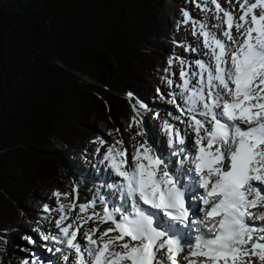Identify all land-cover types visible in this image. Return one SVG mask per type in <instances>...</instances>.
I'll return each instance as SVG.
<instances>
[{"label": "snow or ice", "instance_id": "obj_1", "mask_svg": "<svg viewBox=\"0 0 264 264\" xmlns=\"http://www.w3.org/2000/svg\"><path fill=\"white\" fill-rule=\"evenodd\" d=\"M193 2L216 21L209 28L182 12V23L192 24L209 59H195L193 70L177 58L182 83L169 103L180 113L173 119L186 124L194 140L189 146L186 134L163 120L168 143L180 146L179 166L162 151L156 154L148 140L137 141L130 158L123 139L108 144L103 161L119 178L111 185L124 198L119 207L109 208L101 197L97 211L96 200L78 204V195L64 203L70 194L54 191L58 233L36 231L42 240L63 246L47 250L62 253L67 264H264V211H255L264 209V0H226L232 10L221 0ZM199 48L198 43L188 50ZM166 83L171 87L174 81ZM132 107L129 128H138L136 136L143 137L140 109L148 106ZM95 142L101 148L108 143ZM43 210L53 211L47 204ZM89 222L95 226L82 231ZM23 239L36 243L32 236Z\"/></svg>", "mask_w": 264, "mask_h": 264}, {"label": "trees", "instance_id": "obj_2", "mask_svg": "<svg viewBox=\"0 0 264 264\" xmlns=\"http://www.w3.org/2000/svg\"><path fill=\"white\" fill-rule=\"evenodd\" d=\"M187 2L165 0L163 21L158 0H0V237L10 247L54 191L71 192L69 160L77 167L91 142L131 129L121 94L154 99Z\"/></svg>", "mask_w": 264, "mask_h": 264}, {"label": "rangeland", "instance_id": "obj_3", "mask_svg": "<svg viewBox=\"0 0 264 264\" xmlns=\"http://www.w3.org/2000/svg\"><path fill=\"white\" fill-rule=\"evenodd\" d=\"M169 1V0H167ZM162 2L165 3V0H158V8L159 6H167V4L165 3V5H162ZM227 3V2H226ZM222 7H223V3H222ZM226 8V6H225ZM228 8V7H227ZM230 8V6H229ZM164 9V8H163ZM157 10V8H156ZM166 8L164 10H162V15H163V21L164 18L166 16V12H165ZM187 11L190 12V14L192 15L194 20H198L201 21V17H205V13L202 12L199 8L196 7L195 3L193 2V0L190 1V3L186 6ZM156 15H158L157 13H155ZM210 25H213L216 21L213 19L208 20ZM157 22H159V24L161 23V16L158 17ZM154 24L157 27H159L155 21ZM165 24H169V22L167 20H165ZM193 32V28H192V24L188 23V24H184L181 23V27L180 29L176 32L175 35V45H176V49H175V54L172 58L173 63L171 64L169 70L167 71L164 83L162 84L161 90L155 95L154 99L149 103L146 104L148 106L147 110L145 109H140L142 116L144 118V120L146 121V128H145V136L143 137H139L136 136V132L139 131L138 128L136 127H132L131 129L127 130V131H123L121 129H115L111 135H106L101 137L102 139L106 140L108 143L106 145H104L103 148H101V146L96 143L93 142L90 144L86 154H85V158H83V160L77 164V167H75V162L69 160V171H72V175L73 176V183H74V188L76 189V191L78 192H72L71 194L68 196L67 200H63L62 198V202L64 203H68L71 202L73 200V197L76 195H81L82 197H84L85 195L87 197V199H85L84 203H87V201L89 200H93L92 197H89L90 193H94L96 190H101L104 191L107 195L114 193L112 188L110 187L112 184L108 183V181H110V177H111V171L109 170V174L107 173L108 170L105 172L104 170L108 169L107 164L103 161V152L105 151V149L107 148L108 144H112L115 142V140L117 139H123L125 141L124 147L128 148L129 151V158L131 157V153L134 152L135 148V144L137 141L139 142H143L144 140H148V143H150L154 150L156 152H163L164 155L168 156L165 150H170L171 152H174V150L176 149L175 147H171L172 144L168 143V136L167 134L164 132L163 127H162V122L165 119H168L171 123H174L177 127H179L181 129V133L184 132L185 134V125L184 123H180L179 121L173 119V117L180 115L179 110L176 108L175 105H173L172 103H169V101L171 100V95L170 93L176 92L178 93L180 91V89L178 87H176V85L182 83V81H180L179 79V72L182 69V65L179 64L177 58H182L184 59L188 64H191L193 67L192 62L194 61L191 58H195L196 59V54L198 52H200V50L193 52L188 50L191 47H196V44L194 43V40L197 39V37L195 35L192 34ZM201 53V52H200ZM192 61V62H191ZM87 77H85L84 79L86 80ZM88 80H86L87 82H90V78H88ZM166 79H172L174 81L173 85L171 87H169V85L166 83ZM95 83L96 82H92ZM98 85V84H96ZM122 97H125L126 99H128V95H123L121 94ZM132 97H134L132 95ZM131 97V98H132ZM138 102H140L137 97H134ZM129 100L131 101V99L129 98ZM128 100V101H129ZM103 101L106 102V98L105 96L103 97ZM132 103V101H131ZM143 103V102H140ZM177 103H182V101L180 100V97L177 96ZM144 104V103H143ZM133 105V103H132ZM88 109H91V107ZM159 112V118L155 117V113ZM83 113L86 114V116L88 115V110L85 111V108L83 109ZM171 114V115H169ZM100 116V115H99ZM185 119V118H183ZM186 120V119H185ZM93 127H91V131L88 130L86 132H82L80 133V135L77 138L76 143L74 144L75 146H79L82 145L83 143L85 144L86 141H84V138L86 136V133L89 134L90 132H93ZM119 130V131H117ZM84 141V142H83ZM153 141H155V143L153 144ZM100 149V153H97V149ZM55 150V148H54ZM58 151H63L62 148H58ZM176 151V150H175ZM177 157V155H176ZM66 159V158H65ZM180 159V158H178ZM182 159V157H181ZM173 161H175V159H173ZM72 168V169H70ZM112 182V181H111ZM114 184V183H113ZM102 185V186H101ZM114 189V188H113ZM101 191V192H102ZM115 196V194H114ZM118 196V195H117ZM119 198H117V200H115V202L117 203L119 201ZM49 208L53 209V211H51L50 213H46L44 211H42L41 213H39V215L37 216V218L35 219V222L32 225V228L27 232V236H32L35 240L36 243L34 244H29L26 240L24 239H18L17 241H15L17 248L15 249L14 246L10 247L7 244V239L0 237V264H22V262L25 259H29L32 260L34 259L37 255H36V251H39V248L41 249V247H46L45 242L39 237V233L36 231L37 229H39L40 232H43L45 234H56V233H52L48 228V223H52L53 220H55L56 218H58L59 213L56 212L54 209L57 207L56 205V197L54 196L50 201H49ZM78 202V200H77ZM113 202V200L110 201V203ZM78 212L79 209L77 208L72 215L75 216V212ZM91 227H94L93 225ZM53 228V227H52ZM54 244V243H51ZM56 246V244H54ZM43 250V249H41ZM44 251V250H43ZM39 254H42V252L39 251ZM43 255V254H42ZM45 257V256H43ZM37 259V258H35ZM50 260H52L53 258H48ZM55 260V259H54ZM56 261V260H55Z\"/></svg>", "mask_w": 264, "mask_h": 264}, {"label": "bare ground", "instance_id": "obj_4", "mask_svg": "<svg viewBox=\"0 0 264 264\" xmlns=\"http://www.w3.org/2000/svg\"><path fill=\"white\" fill-rule=\"evenodd\" d=\"M223 3V7H225L226 6V8L228 7L229 8V5H228V3H226V0H221V4ZM237 9H238V5H237ZM229 10H232L231 8H229ZM205 16V15H204ZM208 20H210V19H206V17H201V22H205V23H207L208 25H209V28H211V26L212 25H210L209 24V21ZM216 23V22H215ZM214 23V24H215ZM213 31H217L216 29H212ZM194 43L197 45L198 43L200 44V48H199V50H200V52H198L197 54H196V59H203V60H205L206 62L208 61V59H209V57L207 56V55H203L202 53H206L208 50L207 49H204L203 47H202V40L201 41H198L197 39H195L194 40ZM191 59H193L194 61H195V58H191ZM194 61L192 62V64H193V70H194V68H195V65H194ZM131 99V101H132V103H133V105L134 104H137V100L134 98V97H132V98H130ZM145 104V103H144ZM146 105V104H145ZM185 119H187V117L185 116L184 117ZM185 125V134H186V144H188L189 146L191 145V142L194 140V135H193V133L191 132V129H189L188 127H187V125L186 124H184ZM150 144V143H149ZM174 147L175 148H178V147H180V146H178V145H174ZM166 151V153H167V155H168V151L167 150H165ZM156 154H160V151L159 152H156ZM166 156V155H165ZM175 156H176V152H175ZM168 157H171L170 155H168ZM178 157V156H177ZM171 160H172V162H173V158L171 157ZM174 163V162H173ZM170 167H171V165H170ZM108 170V174H109V168L108 169H106V170H104L105 172ZM111 171V170H110ZM111 173V177H110V181H108V183H111V184H113V183H118L119 182V178L118 177H116L112 172H110ZM112 181V182H111ZM102 186V185H101ZM111 187V186H110ZM112 188V187H111ZM112 190H113V192L114 193H111V194H106L104 191H102V189L100 190H96L94 193L92 192V193H90L89 194V197H92L93 198V200H96V209H97V211H99L100 209H101V207L103 206V205H101L100 204V198L102 197L103 199H104V201H105V203L108 205V207L109 208H112L113 206H116V207H119L121 204H123V202H124V198H123V201L120 203V204H118V202L116 203L115 202V198L113 197L114 196V194H116V195H118V197H122L121 196V193L116 189V188H112ZM102 191V192H101ZM87 197H88V195L86 196H84V197H82L81 195H78V204L79 203H84V201H85V199H87ZM111 200H113V202H111L110 203V201ZM90 201V200H89ZM89 201H87V203L89 202ZM262 211H264V209L262 210ZM76 213H77V211L75 212V215H76ZM54 221L55 220H53V222L52 223H48V226H49V230L53 233H58V229H56L55 228V225H54ZM259 222V224H261L262 222H260V221H258ZM95 226L94 224H92V222H89V224H87V225H85L84 226V228L82 229V231H87L88 230V228L89 227H91V226ZM53 227V228H52ZM104 227H107V225H104ZM77 239L78 240H81V242H83V240H82V237L80 236V235H78V237H77ZM56 247H63L62 245H57L56 244ZM65 251H67V250H65ZM58 255H60V253H55V256H58ZM46 257H43L42 256V254H39V260H41V261H43L44 259H45ZM71 259H73V257H71L70 256V260ZM50 260V259H49ZM56 260V259H55ZM54 260V258L52 259V260H50V261H53L54 262V264H58V261H55ZM256 264H259V262L257 261L256 262Z\"/></svg>", "mask_w": 264, "mask_h": 264}, {"label": "water", "instance_id": "obj_5", "mask_svg": "<svg viewBox=\"0 0 264 264\" xmlns=\"http://www.w3.org/2000/svg\"><path fill=\"white\" fill-rule=\"evenodd\" d=\"M86 80H88V81H89V79H88V78H86ZM90 82H91V80H90Z\"/></svg>", "mask_w": 264, "mask_h": 264}]
</instances>
